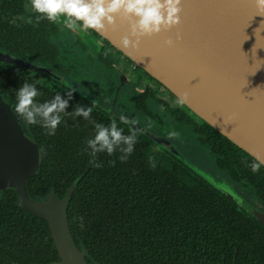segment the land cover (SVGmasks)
I'll return each mask as SVG.
<instances>
[{
    "label": "trees",
    "instance_id": "trees-1",
    "mask_svg": "<svg viewBox=\"0 0 264 264\" xmlns=\"http://www.w3.org/2000/svg\"><path fill=\"white\" fill-rule=\"evenodd\" d=\"M6 65L0 64V84L10 85L14 65ZM49 100L51 96L36 97L37 103ZM91 119L105 126L115 120L124 134L136 132L138 142L126 162L120 161L117 150L112 156L97 154L102 167L89 164L92 157L86 142L95 135L94 125L83 117L64 116L54 135L39 124L29 128L38 140L41 161L27 180L35 199L52 191L57 197L64 196L71 183L67 221L87 264H252L258 249L264 247V225L100 104L99 119ZM57 259L47 222L21 208L13 190L3 192L0 264Z\"/></svg>",
    "mask_w": 264,
    "mask_h": 264
},
{
    "label": "water",
    "instance_id": "water-1",
    "mask_svg": "<svg viewBox=\"0 0 264 264\" xmlns=\"http://www.w3.org/2000/svg\"><path fill=\"white\" fill-rule=\"evenodd\" d=\"M181 8L178 25L141 37L136 47L121 43L125 35L131 40L135 37L130 34L129 22L119 16L114 26L106 25L98 34L211 127L255 159L264 160V16L257 14L253 0H181ZM169 38L174 41L172 46L164 43ZM0 60L42 70L4 53ZM127 124L264 223L263 212L245 205L238 194L216 183L172 144L136 123ZM39 163L36 141L21 127L13 105L0 96V192L13 190L21 208L47 222L58 254L57 260L29 264H87L67 221L66 201L71 191L61 198L50 193L41 200L28 191L27 180Z\"/></svg>",
    "mask_w": 264,
    "mask_h": 264
},
{
    "label": "flooded vegetation",
    "instance_id": "flooded-vegetation-1",
    "mask_svg": "<svg viewBox=\"0 0 264 264\" xmlns=\"http://www.w3.org/2000/svg\"><path fill=\"white\" fill-rule=\"evenodd\" d=\"M28 3L29 0H0V53L42 69L0 60L4 68L6 64L14 65L15 78L10 83L15 87L14 93L24 82L35 84L40 95L51 96V99L57 93L65 96L66 82L73 87L87 88V95L79 91L73 93L69 108L73 110L77 104L92 107L91 116L99 119V104L104 105L134 119L137 125L169 143H189L194 153L207 155L209 160H206L214 165L207 170L209 173L228 183L252 207L264 213V166L253 174L249 165L254 157L183 103L178 104L176 95L98 33L73 32L61 22L51 23L46 19L37 22L36 14L25 8ZM10 85L0 84V96L6 97L15 108L16 94L10 91ZM94 99L98 101L95 106ZM20 125L36 141L41 161L38 140L29 130L33 125L23 120ZM173 131L179 133L178 137H169ZM72 188L70 183L66 190ZM257 256L252 264H264V247L258 249Z\"/></svg>",
    "mask_w": 264,
    "mask_h": 264
},
{
    "label": "clouds",
    "instance_id": "clouds-1",
    "mask_svg": "<svg viewBox=\"0 0 264 264\" xmlns=\"http://www.w3.org/2000/svg\"><path fill=\"white\" fill-rule=\"evenodd\" d=\"M253 3L257 14L264 16V0H253ZM25 8L36 14L37 22L45 19L51 23L61 22L65 28L73 32H102L106 30V25L114 26L119 16L129 22L130 34L135 37V40H131L128 35L123 36L121 43L124 47H136L141 37L151 36L178 25L182 11L181 0H29ZM180 38L178 33L176 39ZM164 43L172 46L174 41L169 38ZM66 87L65 96L62 97L60 93H57L51 100L37 103L36 97L40 95L37 86L24 82L16 93L14 114L27 125L39 124L48 130L49 135L55 134L64 116H71L73 119L83 117L95 128L94 137L86 142L92 157L89 164L100 168L102 164L96 160L97 154L107 153L112 156L117 150L121 153L120 161L126 162L138 142L136 132L124 134V130L117 126L115 120L108 126L96 123L91 119L92 107L77 104L71 112L67 111L69 101L73 99V93L79 91L87 95L88 89L73 87L67 82ZM105 102L107 103V100ZM183 102V100H177L178 104ZM97 103L96 99L92 101L94 106ZM120 121L129 123L130 118L121 114ZM131 123L135 124L136 121L132 119ZM178 135L179 133L175 131L169 133L170 138L178 137ZM149 162L151 167L155 168L154 159L150 157ZM109 164L115 166V161L110 160ZM249 166L255 174L264 166V160L257 158ZM81 227H83L82 223Z\"/></svg>",
    "mask_w": 264,
    "mask_h": 264
},
{
    "label": "rangeland",
    "instance_id": "rangeland-1",
    "mask_svg": "<svg viewBox=\"0 0 264 264\" xmlns=\"http://www.w3.org/2000/svg\"><path fill=\"white\" fill-rule=\"evenodd\" d=\"M104 108H106L108 111L112 112L115 115L121 116L118 113H115L114 111H112L109 107L101 105ZM132 119H130L131 121ZM168 142V141H167ZM172 144L176 149H178L180 152H182L188 159L190 162H192L194 165H196L197 167H199L200 169H203L204 171H206L208 174H210L215 180H217L216 183H223L225 185H227L234 193H236V191L226 182H222L220 180H218L217 178L214 177V175H212L211 173H209L207 170H210L212 168V166H214L210 161H207V155H205V157H203L199 152H195L192 150V148H190L188 145L189 143L183 142V143H170ZM209 160V159H208ZM2 192H0V196H1ZM238 194V193H236ZM239 197L241 199H243L240 195ZM243 203L245 205H249L251 206L247 201H245V199H243Z\"/></svg>",
    "mask_w": 264,
    "mask_h": 264
}]
</instances>
